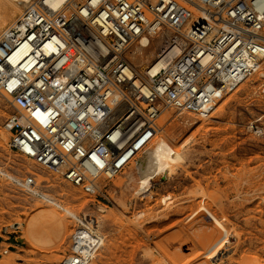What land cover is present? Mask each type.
Returning <instances> with one entry per match:
<instances>
[{
	"label": "built area",
	"instance_id": "2783aa9c",
	"mask_svg": "<svg viewBox=\"0 0 264 264\" xmlns=\"http://www.w3.org/2000/svg\"><path fill=\"white\" fill-rule=\"evenodd\" d=\"M166 34L158 72L138 73L128 48ZM262 62L264 0H33L0 36L8 146L95 196L136 162L163 110L206 118ZM11 180L32 194L31 176ZM76 221L62 264L91 262L101 246Z\"/></svg>",
	"mask_w": 264,
	"mask_h": 264
},
{
	"label": "rangeland",
	"instance_id": "374dc122",
	"mask_svg": "<svg viewBox=\"0 0 264 264\" xmlns=\"http://www.w3.org/2000/svg\"><path fill=\"white\" fill-rule=\"evenodd\" d=\"M24 10L0 24V34ZM167 36L141 37L128 48L138 73ZM142 41L144 56L136 52ZM11 111L0 98V264L68 261L76 220L89 219L97 229L80 222L101 246L88 264H264V62L206 118L161 112L155 138L179 158L141 193L132 164L88 196L13 152L4 130ZM27 176L32 194L11 180Z\"/></svg>",
	"mask_w": 264,
	"mask_h": 264
},
{
	"label": "bare ground",
	"instance_id": "6f19581e",
	"mask_svg": "<svg viewBox=\"0 0 264 264\" xmlns=\"http://www.w3.org/2000/svg\"><path fill=\"white\" fill-rule=\"evenodd\" d=\"M64 1L65 0H48L49 4H51L55 9L60 8ZM29 3H31L30 0H0V24L5 22V20H12L14 17L18 15L19 8L20 7L26 8ZM8 8L10 10L9 11L10 13L9 14L5 13L4 16H1V13L5 10H8ZM18 17L19 18L9 27L13 26L21 18L20 16ZM144 42L145 41H142V43L137 44L136 52H138L141 56H144L143 53H141V49ZM147 46L148 45H144V49L148 48ZM160 49H164V43H162ZM179 50H180L179 48L170 50L169 55L170 56L176 55L178 54ZM158 53L159 52L154 54V52H150V54H148L146 57L144 56V58L147 59L149 56L154 57L155 55V59H156ZM155 59L148 66L142 67L140 72L142 71L143 75L145 74L152 75L158 72V70L161 67V63ZM154 138L152 139L150 144L144 149V151L138 157L136 162L132 164L134 166L135 173L138 178V187L136 193H141L144 190L148 191L150 183L156 177L164 175L163 178H165L166 175H169L175 169L176 163L179 158V154L177 152H174L162 138H158V139L156 138L154 139ZM89 222H92L91 225ZM86 223L90 228L97 229V227L95 226L96 225L95 222L86 220ZM210 258H214V257H210Z\"/></svg>",
	"mask_w": 264,
	"mask_h": 264
}]
</instances>
